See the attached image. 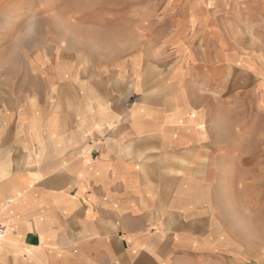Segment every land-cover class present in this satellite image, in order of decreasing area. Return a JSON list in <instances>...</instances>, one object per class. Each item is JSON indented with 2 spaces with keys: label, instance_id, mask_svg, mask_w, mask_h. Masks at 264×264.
Returning <instances> with one entry per match:
<instances>
[{
  "label": "crops",
  "instance_id": "crops-1",
  "mask_svg": "<svg viewBox=\"0 0 264 264\" xmlns=\"http://www.w3.org/2000/svg\"><path fill=\"white\" fill-rule=\"evenodd\" d=\"M231 1L246 4L244 20L264 18V0ZM258 30L237 26L222 38L216 23L202 26L201 46L159 74H141L150 60L137 51L115 66L112 91L93 87L57 110L22 108L5 142L13 152L0 155V264L263 256L264 39L253 49L247 37ZM125 90L138 98L132 106L109 105ZM86 93L105 100L100 109Z\"/></svg>",
  "mask_w": 264,
  "mask_h": 264
},
{
  "label": "rangeland",
  "instance_id": "rangeland-1",
  "mask_svg": "<svg viewBox=\"0 0 264 264\" xmlns=\"http://www.w3.org/2000/svg\"><path fill=\"white\" fill-rule=\"evenodd\" d=\"M244 7L231 0H0V155L13 152L5 142L22 108L57 110L60 101L73 104L93 87L112 91L119 74L115 66L131 62L137 51L143 61L150 60L139 65L141 74L154 69L159 74L201 46L202 26L216 23L222 38L237 26L259 32L264 18L244 20L238 14ZM248 10L261 11L259 4ZM247 37L253 49L264 39ZM71 88L72 98H59ZM110 94L115 98L109 105L130 107L138 99L126 90ZM86 95L92 111L105 102ZM221 254L220 264H264V254L250 259Z\"/></svg>",
  "mask_w": 264,
  "mask_h": 264
},
{
  "label": "built area",
  "instance_id": "built-area-1",
  "mask_svg": "<svg viewBox=\"0 0 264 264\" xmlns=\"http://www.w3.org/2000/svg\"><path fill=\"white\" fill-rule=\"evenodd\" d=\"M5 225L0 220V240H2L5 236Z\"/></svg>",
  "mask_w": 264,
  "mask_h": 264
}]
</instances>
